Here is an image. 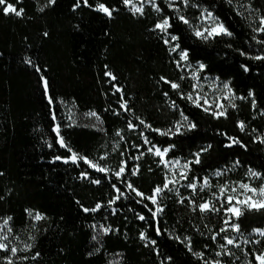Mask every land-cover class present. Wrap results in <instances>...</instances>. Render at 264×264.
<instances>
[{"label":"trees","instance_id":"trees-1","mask_svg":"<svg viewBox=\"0 0 264 264\" xmlns=\"http://www.w3.org/2000/svg\"><path fill=\"white\" fill-rule=\"evenodd\" d=\"M243 1L256 19L264 15V0ZM243 1L189 0L185 6L176 0L191 23L207 9L232 33L209 40L197 38L167 0H156L160 12L145 5L142 15L134 14L122 0H100L116 9L111 17L95 10L96 0H88L91 7L80 0L78 8L74 7L77 0L54 4L8 0L24 10L21 16L5 15L0 5V225L12 217L7 226L9 248L0 250V264H8L12 247L18 249L19 258L13 256L12 264H205L212 260L216 249L212 235L223 225V210L202 213L173 197L154 221L151 201L128 190L120 178L96 171L83 160L55 159L71 155L57 143L55 128L60 126V135L73 151L113 170L121 167L122 153L135 139L144 154L136 162L127 160L124 179L145 196L163 186L165 175L159 158L146 152L134 136L136 130L128 128L129 121L153 144L174 145L170 157L194 158L207 148L201 152V162L191 164L192 178L201 179L239 160L230 178L243 179L252 169L264 179V143L259 138L264 133V60L254 59L264 56V43L258 42L264 41V33L254 32L253 17L237 7ZM166 16L172 22L169 32L179 37L189 62L205 64V74L228 81L239 97L235 108L226 107V117L217 119L181 98L192 82L177 66L179 55L169 51L164 35L155 29ZM42 76L48 81L47 92ZM161 77L179 83L180 88L172 89ZM123 101L129 110L121 107ZM181 110L195 128L165 136L140 124L143 120L153 129L167 130L181 120ZM93 111L99 120L86 115ZM240 121L246 125L244 131L238 127ZM229 137L240 143L233 144ZM133 166L139 169L136 175L131 174ZM113 185L125 196L109 204L118 195ZM97 203L102 205L99 210L83 211ZM37 212L44 218L35 220ZM235 222L244 234L264 229V210L244 209ZM103 228L110 230L105 233ZM186 237L191 238V251ZM263 249L264 242L253 250L252 264ZM197 252L204 257L193 254Z\"/></svg>","mask_w":264,"mask_h":264},{"label":"snow or ice","instance_id":"snow-or-ice-1","mask_svg":"<svg viewBox=\"0 0 264 264\" xmlns=\"http://www.w3.org/2000/svg\"><path fill=\"white\" fill-rule=\"evenodd\" d=\"M48 2L50 4H54L56 2V0H48ZM123 4L125 6H130L131 7V11L136 14H143L144 12V7H143V2L144 0H142V2L140 3V6L138 7L135 0H122ZM147 3L151 4L153 6V8L157 11L160 12L161 9L159 8V5L156 3V0H146ZM229 2L231 3V0H229ZM83 3L87 6H90L88 4V0H83ZM168 3V7L172 8L176 14H177V18L184 24L188 25L190 28H193V33L197 38L203 39V40H209V39H213L217 36H222V35H226V36H231L232 33L228 30L227 27H225V25L223 24V22L219 21L218 18H216L212 12H209L207 9L203 10L202 14H201V21L202 23L193 27L191 21L189 18H187L185 15L180 13L179 8L176 5V0H167ZM182 3L185 6H188L189 4V0H182ZM0 5H3V13L5 15L9 14V13H14L16 16H21L23 14V9H19L17 10V8L15 7L14 4L9 3L8 0H0ZM80 0H77V3L74 5V7L78 8L80 7ZM41 11H43V8L40 9ZM95 10L100 11L104 14H106L107 16L111 17L112 13L114 11H116L115 8H110L108 7L105 3L100 2V0H96V4H95ZM203 22L207 23V26H203ZM172 28V22H171V18L170 17H164L162 20H160L159 22H157L155 24V29L159 30L161 33L164 34L165 38H164V43L166 45H170L169 51L170 52H178L179 55V60L176 61L177 66L179 67L181 65V63H187L189 61V53L187 51V49H181L180 48V44L178 43L179 41V37L175 36V35H171L169 32V29ZM254 32L257 33H264V15L259 17V26L253 29ZM45 35H47V33H45ZM173 42H176L173 44ZM259 43H264V41H258ZM242 55H244V53H241ZM254 59L257 60H264V56H256L254 57ZM30 62V61H29ZM189 67H191V65H188ZM206 68V65L203 63H198V65L196 66V70L193 71L192 73V78L194 80H199V73L203 72L204 69ZM37 72H40L41 69L37 68L36 69ZM247 67H245V71H247ZM105 75L111 77L112 80H115L116 77L111 73V72H106ZM42 82H43V87L45 89V91L47 92L48 90V81L47 79H45L43 76L41 77ZM181 80L184 79V77L182 76L180 78ZM161 80H164L165 83L170 84L171 88L174 90H178L180 88V84L177 82H173V81H168L166 80V78L161 77ZM193 89H197L200 87V85L198 84H193L192 85ZM223 88L227 90L228 94L232 93V89L229 86V82H225L223 84ZM117 91L119 92L120 89H117ZM165 95H167V93H165ZM253 94L250 92L249 96H252ZM181 98H186L189 101H191L196 107L202 108L205 112H210L211 115H213L215 118L219 119L220 117H226L227 116V108H225V106L222 103H216L215 104V109H212V104L209 103V100L207 99L206 96H202L199 92H195V95L193 93H188L187 96L185 97L183 94H181ZM235 97H230L229 95L225 96V99L228 100L229 105L232 108H235L236 105L234 103H232V100ZM242 99V98H241ZM203 101V103L201 102ZM49 103H53V99L52 97H49ZM253 106L255 107V102L253 101ZM121 107L125 109V111L129 110L128 109V105H127V101H123V103L121 104ZM173 107H175V103L173 102ZM87 116L90 117H95L97 120H99V116L97 115L96 112H89L86 113ZM180 116H181V120L177 121L174 125L173 128L167 129V130H161V129H153L152 126L150 124H145V122L143 120H140V124L144 125L147 129L154 131L160 135H176V134H180L182 129L187 128V129H192L195 128L196 125L192 122H190L188 120V117L185 116L183 114V111H180ZM71 118V117H70ZM53 119H55V115H53ZM137 127V125H134L131 121L128 122V128L129 129H135ZM238 127L240 128L241 131L245 130V123L243 121H240L238 124ZM55 132L57 135V143L59 144V146L61 148H66L67 151L69 153H71V155L69 157H67L65 159V163H67L69 160H71L73 163L77 162V160H83L84 163H86L90 168H93L99 172H103L106 173L109 170L103 166H101L99 163L93 162L92 160L88 159L87 156H82L80 154H78L77 152L73 151L71 149V147H69L64 138L60 135V126L57 124L56 128H55ZM118 136L120 135V132L118 131L116 133ZM141 135H143V133H141ZM121 139H123V137H121ZM229 140L233 143V144H239L240 141L229 137ZM261 142L264 143V138H261ZM151 141L148 139L147 136H144V144H150ZM231 146V145H229ZM117 147H119V145H117ZM209 148L211 147V145L208 146ZM172 148H174V145H169L168 147H164V148H160L157 147L155 145H153L152 147H149L147 149V151L149 153H153L155 156L160 158V163L164 165L165 168H168L169 165H172L173 167L176 166H180L181 167V172H180V178L181 179H187V171L190 170V165L195 163V164H199L200 161V155L201 152L207 151V148H202L201 152H197L195 153V159L193 161H188L187 163L180 165V161L179 160H175V161H169L166 159L167 154L172 150ZM141 156H143V153H141ZM140 157H136V159H139ZM55 159L60 160L61 157L57 156L55 157ZM101 159H104V157H101ZM240 161L237 160L235 162V165H239ZM126 164L127 161H122L121 162V167L119 168V171L115 172L116 177H121V175L123 173H125L126 171ZM234 165V166H235ZM139 169H135L132 171V175H136L138 173ZM217 176L222 175L221 172H217L216 173ZM248 176L250 177H254V178H260L261 177V173L255 172L252 169H249ZM82 176H87V173H82ZM94 183L99 184L100 180H95ZM177 183V179H176V175L175 173L172 174V178L169 179L167 176L165 177V182L163 183V186H157L153 189V193L151 196H145V194L143 192L138 191L137 189H135L133 187V185L131 183L127 184V187L129 189H131L133 192H135V194L143 199H148L151 201V203L153 205H158V197H160V195L164 192V190H169L172 191L174 190L173 188H170V185H175ZM209 180L207 177L204 178L203 184L201 185V190H203L204 187H208L209 186ZM188 188H191L195 191L197 184L196 183H189L187 184ZM239 189L243 190L242 195H244V199H240L239 195H236L235 193H237V188L233 187L231 189V192L234 193V195H227L226 196V203H227V207H224V205H221V208H216L214 206V204L212 203V201H204L202 203H200L198 206V209L200 212H207V211H214V212H219L221 211V209L228 214V219H226L224 221V224L226 227L221 228L220 232H225L227 230H231L233 232L236 233H240L241 231V225L239 223H233L231 222L233 219L235 220H239V218L243 215V210L244 209H254V210H264V186H261L260 188H254L252 187L250 184L248 183H240L238 185ZM113 188H115L116 192L119 193L115 199L110 200L109 204H114L116 202V200H119L121 198V196L124 195L123 192L120 191L119 188H116L115 185H113ZM229 191L228 185L225 184L223 186L220 187V194L221 195H225L227 192ZM249 193H251V195H249ZM215 195V194H214ZM233 201H235V203H233ZM181 203H183V198H181ZM243 206L240 207V206ZM102 207L101 204L97 203L95 208L92 209H88V208H84L83 211L85 212H95L97 210H99ZM145 207H147V205H145ZM195 210V208L193 209ZM149 211H151V209H149ZM163 211V208L160 206L156 207L155 212H152L153 217L155 218L160 212ZM29 216H32L33 214L31 212H28ZM35 220L39 221L41 219H43L44 217L40 214V213H36L33 217ZM139 219L144 220L145 217L144 216H139ZM12 220V217H7L3 220V224L0 225V231H2L4 228H6L9 224V221ZM110 229L109 228H103V231L105 233H107ZM7 231L10 233L11 232V228H7ZM254 232L259 233L261 236H264V229L261 228H256L253 229ZM160 230L159 227H157V234H159ZM218 235V233H217ZM145 234L142 232L141 233V239H145ZM8 239L7 235H3L0 236V250H7L9 248V245L7 243H5V241ZM176 239H180L179 237H176ZM188 242V246H189V251H191V238L186 237L185 238ZM213 240L216 239V236L212 237ZM226 240V245H235L236 247H239V244H236V238H228L225 237ZM247 243V241H245ZM153 243H155V241H153ZM257 243H259V241H257ZM226 245H220L221 249H223V252H217L216 256H221V255H234L232 252L227 250ZM26 247H31V245H27ZM207 247V246H206ZM11 253L13 256L16 255L18 249L15 247H12L10 249ZM195 256L199 257V258H203L204 257V253L203 252H197V253H193ZM38 255V254H37ZM247 255V254H246ZM256 264H264V251H261L259 254H255L254 256ZM24 259H27V257H25ZM8 264H12V260L9 257L8 258ZM205 264H222V261L217 259V260H206ZM247 264H252V261H248Z\"/></svg>","mask_w":264,"mask_h":264},{"label":"rangeland","instance_id":"rangeland-1","mask_svg":"<svg viewBox=\"0 0 264 264\" xmlns=\"http://www.w3.org/2000/svg\"><path fill=\"white\" fill-rule=\"evenodd\" d=\"M135 2L137 4V6L139 7L140 3L142 2V0H135ZM147 4H149V3H147L146 0H144L143 7H145V5H147ZM126 7L129 10H131L130 6H126ZM237 7L240 10H243V11L249 13L250 16L253 17L252 23H253L254 27H257L259 25V18L256 19L257 18L256 14L252 10L251 6L249 5V3L247 1H243V2H241V4L240 3L237 4ZM200 17H201V15L198 17L196 22L192 23L193 27H195V26H197V25L202 23ZM203 26L206 27L207 23L203 22ZM174 43L175 42H173V44ZM168 47L170 48V45H168ZM171 53L172 54H174V53L178 54V52H171ZM178 60H179V58L176 59V61H178ZM189 64L191 65V67L188 66ZM197 65H198V63L194 64V63H191V62L188 61L187 63H181V65L179 66V69L181 70L182 74L184 76H187L191 80L192 85L193 84L200 85V87L195 89V90L192 87L191 90L188 93H193L195 95V92H199L202 96H206L207 99L209 100V103L212 104V109L213 110H216L215 109V104L216 103H222L225 106V108L227 106H230L229 103H228V100L225 99L226 95H229L230 97H235L232 100V103L235 104L236 100L239 97L234 93L231 85L229 84V86L232 89V93L231 94H228L227 90L223 88V84L225 82H228V81L221 80L220 78H218L216 76L207 75L204 72H200L199 73V77H200L199 80H194L192 78V73H193V71L196 70V66ZM201 102L203 103V101H201ZM132 130H134V129H132ZM135 130H136V132L134 133V136H136V139L138 137L137 140H140L142 142V144L146 147V150L149 147H152L153 145H155L157 147H160V148H164V147H161L159 145L153 144L152 142L150 144H147V145L144 144V136H146L144 131L138 130L137 127L135 128ZM141 133H143V135H141ZM259 138L260 139L264 138V133L262 135H259ZM126 142H129V141L126 140ZM143 150H144L143 147L141 145L140 146L136 145V140L132 139L130 141V144L128 145V149L125 152L122 153V156L125 157L124 161L130 160L131 162H136L138 160V159H136V157H140L141 153H143ZM132 152H134L135 156L132 154ZM146 152H148V151H146ZM155 157H157V156H155ZM65 159L66 158H61V160H63V161H65ZM166 159L169 160V161L179 160L180 161V165H183V164L187 163L188 161H193L195 159V157L194 158H174V157H170L169 153H168ZM78 161L79 160H77V162ZM68 162H72V161L69 160ZM93 162H96V161H93ZM96 163H98V162H96ZM159 163H160V158H159ZM127 165H128V162L126 164V167H127ZM161 165H162L165 177L167 176L169 179H171L172 178V174L175 173L176 179H177V183L174 186L170 185V188H173L174 190H172V191L164 190V192L160 195V197H158V205H153L152 204L151 211H150L151 215H152V212H155L157 206L162 207L163 211H164L165 204H166L167 200L170 199V198H173V197L178 202H180L181 198H183V204H185V203L186 204H191L192 206H198L200 203H202L204 201H212V203L214 204V206L216 208H221V205H224V207L228 206L227 203H226V196L227 195H234V193L231 192V189L233 187L237 188V193H235V194L239 195L240 199H244V195H242L243 190L239 189V187H238V185L240 183H248L252 187L257 188V189L260 188L261 186H264V179H261V177L260 178H254V177H250V176L247 175L249 170H247L244 173L243 179L230 178L229 177V173L235 172L236 165L235 166L232 165L231 167H224V168H221V169L214 170V171L210 172L207 176H204L201 179L192 178L190 176V170L187 171V179H181L180 178V172H181L182 169H181L180 166L173 167L172 165H169L168 168H165L163 164H161ZM101 166H103V165H101ZM103 167H105V168H107L109 170L106 173H111L115 177H116L115 172L119 171V169L118 170H113L112 167H110V166H103ZM135 169H137V167L133 166L131 168V172L133 170H135ZM190 169H191V165H190ZM218 171L221 172L222 175L217 176L216 173ZM126 173H128L127 169H126L125 173H123L121 175V177H119L121 179L120 182H121V184L126 186V188L128 190H131V189H129L127 187V185L125 183L124 175ZM87 177H88V175H87ZM205 177L208 178L210 183H209L208 187H204L203 190H201V185L203 184V181H204ZM193 182L197 184V187H196L195 191L193 189L187 187V184L193 183ZM225 184L228 185L229 191L225 195H221L220 194V187L225 185ZM249 195H251V193H249ZM123 196H125V193H124ZM233 203H235V201H233ZM240 207L243 208L242 205ZM163 211L160 212L155 218L152 215L153 220L154 221H158L161 218V216L163 214ZM210 212H212L214 214L218 213V212H214V211H210ZM226 219H228V214L225 213L224 221ZM224 221H223V225H222L221 228L226 227L225 224H224ZM231 222L236 223L235 219H233ZM220 229L217 232L213 230L214 232H213L212 236H216V239L213 240L216 249H213L212 260L219 259V260L222 261V264H247V262L251 258V255L253 254V250L256 251L257 248L261 247L262 243L264 242V236H261L259 233H256L254 231H252L250 234H244L241 231H240V233H236V232L231 231L230 229L225 231V232H220ZM261 229H263V228H261ZM170 233L173 234L172 232H170ZM217 233H218V235H217ZM3 235H7L8 236L7 227L4 228L2 231H0V236H3ZM225 237H228V238L235 237L236 238V244H239V247H236L235 245H226ZM8 240H9V236H8V239L5 241V243L8 242ZM184 241L187 243L186 245L188 246L187 240L185 239ZM245 241H247V243ZM257 241H259V243H257ZM220 245H226L227 250L232 252L234 255H231V256H229V255H221L219 257L216 256L217 252H223L224 251L223 249H221ZM188 248H189V246H188ZM263 251H264V249H263ZM257 254H259V253H257ZM15 257H16L15 260H19L18 256H15ZM11 260H14L13 255L11 257Z\"/></svg>","mask_w":264,"mask_h":264}]
</instances>
